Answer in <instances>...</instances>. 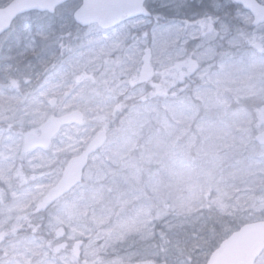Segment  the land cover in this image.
<instances>
[{
    "label": "rangeland",
    "instance_id": "374dc122",
    "mask_svg": "<svg viewBox=\"0 0 264 264\" xmlns=\"http://www.w3.org/2000/svg\"><path fill=\"white\" fill-rule=\"evenodd\" d=\"M230 4L148 0L151 18L103 31L75 26L74 1L13 23L0 38V264H203L189 218L208 198L264 219V25ZM73 110L81 126L22 154L26 133ZM101 130L82 183L51 204Z\"/></svg>",
    "mask_w": 264,
    "mask_h": 264
},
{
    "label": "water",
    "instance_id": "95a60500",
    "mask_svg": "<svg viewBox=\"0 0 264 264\" xmlns=\"http://www.w3.org/2000/svg\"><path fill=\"white\" fill-rule=\"evenodd\" d=\"M66 1L68 0H12L0 8V35L8 30L18 15L30 11L52 14L56 7ZM230 1L247 11L255 24H264L263 4L257 0ZM144 2L145 0H82L73 18L82 27L97 24L101 29H108L134 17L149 16ZM53 104L52 101L51 105ZM83 119V114L78 110L60 116H50L38 127V135L25 134L22 153L26 154L34 149H48L63 127L79 126ZM105 139V132H98L80 154L67 162L59 181L48 192L49 199L56 200L62 197L81 182L89 156L103 146ZM255 140L264 145V131L259 133ZM263 250L264 221H255L241 226L224 239L210 253L205 264H255Z\"/></svg>",
    "mask_w": 264,
    "mask_h": 264
},
{
    "label": "trees",
    "instance_id": "16d2710c",
    "mask_svg": "<svg viewBox=\"0 0 264 264\" xmlns=\"http://www.w3.org/2000/svg\"><path fill=\"white\" fill-rule=\"evenodd\" d=\"M228 9L232 10L233 12L236 9L240 10V8H238L236 5L232 3L230 4ZM212 198L213 197H210L208 198V201H206L207 205H205V207L203 208V211L201 212L202 216L199 219L192 220V218H189V221L191 222V225L189 227L190 228L189 234L191 235L193 240L196 239L198 242L200 241L201 244L200 243L199 244L201 247H203L205 255H208L213 249L217 247V245L222 239H224L232 231L236 230L240 225L250 222L248 220H242L236 218L233 219V216H231L232 218L228 217L227 213L221 212L220 209L216 207L215 203L217 201L212 202L211 201ZM238 221L239 223L237 224ZM222 225L228 227L229 230L227 232H222L221 231ZM27 229L28 227L26 229H21V231H19L20 235L22 236V235H26V233H31V231ZM39 230L42 233V229L39 228ZM155 242H158V240L155 239ZM182 250L186 252V249H182ZM185 257L186 260H188L191 257V255H189V253H185Z\"/></svg>",
    "mask_w": 264,
    "mask_h": 264
},
{
    "label": "bare ground",
    "instance_id": "6f19581e",
    "mask_svg": "<svg viewBox=\"0 0 264 264\" xmlns=\"http://www.w3.org/2000/svg\"><path fill=\"white\" fill-rule=\"evenodd\" d=\"M148 0H146V2H147ZM32 12H35V11H32ZM147 12H149V11H147ZM150 14V13H149ZM11 27L12 26H10L8 29L10 30L11 29ZM9 30H7V31H5L4 33H2L1 35H0V38L3 36V35H5V33H7ZM255 142L256 143H258L256 140H255ZM259 144V143H258ZM260 145V144H259ZM264 146V145H263ZM204 264V263H203Z\"/></svg>",
    "mask_w": 264,
    "mask_h": 264
},
{
    "label": "flooded vegetation",
    "instance_id": "af4514ba",
    "mask_svg": "<svg viewBox=\"0 0 264 264\" xmlns=\"http://www.w3.org/2000/svg\"><path fill=\"white\" fill-rule=\"evenodd\" d=\"M74 1L78 2V6H79L80 0H72L71 2H74ZM78 6L76 7V9L78 8Z\"/></svg>",
    "mask_w": 264,
    "mask_h": 264
}]
</instances>
